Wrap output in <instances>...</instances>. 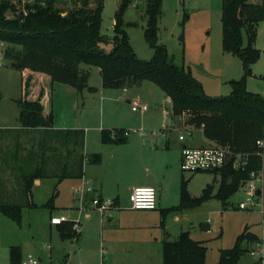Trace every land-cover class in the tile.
I'll return each mask as SVG.
<instances>
[{"label":"rangeland","instance_id":"1","mask_svg":"<svg viewBox=\"0 0 264 264\" xmlns=\"http://www.w3.org/2000/svg\"><path fill=\"white\" fill-rule=\"evenodd\" d=\"M9 1L15 4L17 9H20L24 3H32L33 0ZM62 1L67 3V7L70 5V0ZM248 1L260 3L262 0ZM119 2L120 0H103L100 34L108 41L103 46L106 50L112 46L109 41L113 36L114 12ZM145 4L146 0H131V4L126 8L122 17L129 43L136 56L141 60H149L153 55L152 48L143 37L146 25ZM220 16L221 0H162L161 14L158 19V43L165 47L168 60L177 66L189 69L192 76L201 83L204 93L210 97L228 95L231 91L229 81L239 79L243 73L240 59L231 53L224 52L221 48ZM6 17H11V13L8 12ZM256 30L254 46L260 50V56L251 66L252 75L246 80V89L264 96V18L258 23ZM0 43V126H16L18 124L16 100L21 97L23 79L20 71L11 68L10 61L4 57L7 44ZM80 66L88 73L87 84L93 87V90L89 91L85 88L82 91H77L68 85H58L53 94L51 107L53 110L52 125L55 128L80 126L79 129H84L86 138L88 134V139L83 137L82 140L81 135L70 134L71 132L61 134L59 135L60 139H55L50 134H45L41 129L22 134L20 136L21 148L27 149L29 141L37 144L42 142L41 144H48L47 148L52 154L43 157L38 148L35 151L36 156L28 153L30 157L28 155L26 157L20 155V159L15 157L14 164H21L20 171H17V168L14 170L9 167L8 169L4 168V172L0 173L1 198L3 195H9L11 188L14 192L13 196L4 198V200L10 202L25 200L20 180L21 169L23 171L30 169L31 162L33 164L35 161L40 164L43 161L44 168L52 174L58 175L63 172L58 165V156L63 151V144H66L64 141L70 140L68 143L77 144L74 147L76 152L85 150L88 153L100 146L104 150L108 149L109 146L99 142V130L102 125L116 124L114 126L120 128L129 126L131 131L126 136L127 143L119 144L120 146L114 145L112 152L118 156L119 161L125 160L126 164V167H123L122 180L118 189L122 195L117 208H115L117 211L113 212V214H117V219L109 236L116 244V255L112 264H161V242L166 238H175L183 231H189L192 239L203 243L207 249L205 264H213L218 260L219 251L232 247L236 236L244 227L254 234L260 232L258 206L250 210L237 209V204L244 197L243 188H239L227 200L224 208L216 199H209L192 208L166 212L163 225L160 223L162 220L161 210L156 209L150 212L126 210L129 204L128 198L123 196L127 191L126 188L133 180L144 175L143 159L137 155L143 145L156 146L161 145L166 139L170 141L171 150L157 153V156L152 157V161L155 163L157 174L165 177L161 194L165 200L171 202L173 185L180 186L182 175L184 179L190 180L189 173L182 172L177 167V147L174 145H178V134L182 133L187 138V144L192 146L200 145L203 139L197 129L183 125L182 119L179 121L172 116L173 122L170 102L168 103L164 99L157 103L156 97L149 99L152 92L145 89L144 86L141 88L138 85H130L122 89L103 88L95 67L83 64ZM144 83L158 93L164 94L151 82L145 81ZM132 97L139 98V102L143 100L150 102V104L140 102L148 106L144 118L141 116L142 112H132L130 106L125 102V98H131L132 101ZM163 109H166L168 113L166 118L163 117ZM130 119L133 121L130 122ZM171 121L175 127L167 136L161 135L158 127L162 124L168 126ZM99 124L101 127L97 128ZM167 129L169 128L167 127ZM18 131L5 130V132L15 133ZM2 132L4 131L0 130V134ZM186 132L190 135L187 136ZM208 144L212 143L208 142ZM5 148L7 147L5 146ZM10 153L9 150L5 151L8 164L11 160L8 159ZM113 164L116 165L117 162ZM262 167L264 170V155L262 156ZM49 171L47 172L49 173ZM205 174L211 178L213 176V173L198 172L194 178L187 182L189 194L190 192L195 194H190L191 196L200 194L205 182ZM13 177L14 180H12ZM218 180L219 176H215L217 183ZM33 183L32 201L37 206L22 208L20 225L0 214V264H8L10 246H18L21 254H24L23 256L31 251L32 242L35 244V241L44 240L53 246L52 241L48 239V233H46L49 229L50 207L47 209L43 206L52 192L58 193L54 199V205L58 208L52 211L53 215L67 218V207L70 204L71 193H73L72 189L70 190V179L50 176L38 179ZM154 188L157 195L159 188L157 186ZM262 193L264 200V176ZM51 230L53 237L57 236L55 228L52 227ZM101 239L105 240V236L98 237V244ZM74 256H70L68 264H107L106 255L101 258L98 250L87 259ZM51 262L52 264H63L62 254L56 249L51 250ZM238 264H249V259L243 255Z\"/></svg>","mask_w":264,"mask_h":264},{"label":"trees","instance_id":"2","mask_svg":"<svg viewBox=\"0 0 264 264\" xmlns=\"http://www.w3.org/2000/svg\"><path fill=\"white\" fill-rule=\"evenodd\" d=\"M66 4L62 0H33L17 9L11 1L0 0V42L7 44L4 57L10 61L11 68L20 72L29 71L22 78L21 97L16 100L18 125L24 129H41L55 139L69 132L81 135L82 140L84 137L82 130H52L51 100L48 104L41 101L42 87L38 88L35 98L29 97L34 73L47 76L50 90L54 83H60L77 91L85 88L92 91L93 88L87 84L88 73L81 68V64L98 70L103 88L122 89L145 81L151 82L168 97L171 116L178 117L185 113L184 125L197 129L203 139L227 147L232 153L223 167L207 172L219 176L218 183L214 180V185L206 186L198 196L189 194L188 179L182 175L179 203L161 209V225L166 212L192 208L209 199H216L224 208L227 200L246 181L248 173L262 168L264 96L248 91L246 80L252 75L251 66L260 56V50L254 44L257 25L264 18V0L260 3L221 0V48L240 59L243 73L239 79L229 81L231 91L228 95L218 97L206 95L190 70L170 62L165 47L158 43L162 0H146L145 4L143 37L153 50L149 60H141L136 56L123 27L122 17L131 0H120L114 12L113 36L109 41L112 46L109 50L103 47L108 41L100 34L103 0H70L68 7ZM8 12L11 13L9 18L6 17ZM125 131L124 128L101 129L100 142L104 145L124 144L127 142ZM69 141H64L66 144L63 146L66 155H78L79 170L76 177L81 178L83 164H99L101 155L76 152L74 147L77 144ZM257 141L263 144L259 146ZM41 143L28 153L35 155L39 148L43 157L52 154L47 148L48 144ZM235 153L246 156L243 169L233 168ZM44 165L41 161L28 170L21 169L20 180L25 200L10 202L0 197V214L20 225L22 208L36 207L31 191L35 179L50 176L62 178L72 174L66 168L58 175L52 174ZM56 197L57 192H52L43 206L53 208ZM73 225V222L65 221L57 226L60 239L75 237ZM254 238L255 235L244 227L232 247L219 251L218 260L213 264H238L246 243ZM206 250L201 241L190 237L189 231H183L175 238H166L161 242V264H205ZM22 258L18 246L9 247L8 264H21Z\"/></svg>","mask_w":264,"mask_h":264},{"label":"crops","instance_id":"3","mask_svg":"<svg viewBox=\"0 0 264 264\" xmlns=\"http://www.w3.org/2000/svg\"><path fill=\"white\" fill-rule=\"evenodd\" d=\"M28 72H29L28 70H23L22 72H20L21 77L23 78V77L27 76ZM98 75H99V73H98ZM99 78H100V76H99ZM31 80H32L31 81L32 82V88H31L32 92H31V95H29V97L35 98L37 96L36 92H37L38 88L42 87L43 93H42L41 101L44 104H48V101L51 100V107H52L53 94L57 90V86L58 85L64 86V84L54 83L51 87V90H50L48 87L47 76L43 75L41 73H34L33 76L31 77ZM100 82H101V80H100ZM65 86H67V85H65ZM138 86L141 88L144 86L145 89L150 90L152 92L151 93L152 97L150 96L149 99L150 98L153 99L154 97H156L157 103H159L160 101H162L164 99L168 103L170 102L168 97H166L164 94L158 93L157 91H155V89H152L149 85H145L144 82H142ZM60 90H62V89H60ZM21 93H22V87H21ZM132 98H133L132 101L139 99L137 97H132ZM130 101H131V98H125V102L129 106H130ZM140 102L146 103L147 101L143 100ZM147 103L150 104V102H147ZM130 109H131V107H130ZM147 110H148V108H147ZM132 112H139L140 113V111H132ZM52 113H53V110H52ZM145 114H146L145 111H143L141 113V116L144 118ZM163 117H164V115H163ZM166 117H164V118H166ZM171 119L173 121L172 116H171ZM132 121L133 120L130 119V122H132ZM172 121H171V123H169L168 126L162 124L160 127H158L161 135L167 136V134H170V132L172 131L171 129L173 127H175L174 123H172ZM114 125H116V124H109L108 126L102 125V127H101L99 124V125H97V128L101 127V129H113V128L118 127V126H114ZM167 127L169 129H167ZM79 128H81V127L80 126H72L70 128H55L52 125V130H82L84 133V129H79ZM118 128H120V127H118ZM124 129H126L128 131L131 130L129 128V126H126ZM0 130L4 131L0 134V173L4 172L3 171L4 168L8 169L9 167L11 169H14V170H15V168H17V171H20L21 164L20 163L14 164L15 157H17L18 159H20V155L26 157L28 155L29 149L37 146V143L29 141V144L27 145V147H28L27 149L21 148L20 147V143H21L20 136L22 134H26L27 132H32L33 129H24V128H21L17 124L16 126H11V125L5 126V127L0 126ZM5 130H14V131L19 130V131L15 133V132H5ZM34 130H36V129H34ZM100 130H99V142H100ZM89 131H90V127H89ZM153 133L154 132H152V135H154ZM150 135H151V132H150ZM83 136L85 137L86 140L88 139V134H87V138H86L85 134ZM186 140H187L186 137H185L184 141H178V139H177L178 145H174L175 147H177V167H178V169L180 168L179 164H178V162L180 163V148L183 145H188ZM169 142H170L169 139H166L161 145L154 146L150 143L151 145H147V146L143 145L142 146V149L137 153V155L143 159L142 166L144 167V175L141 178L133 180V182H131L129 184V186L126 188V190H127L126 193H124V195H123L124 197L128 198V194H129L130 190L135 186H139V185H145V186H151V187L157 186L159 188V190H158V193L156 195V208L153 210L167 209V208L174 207V206L178 205V203H179V185L178 184L173 185V187H172V201L170 202L168 200H165L163 198V194H161V188H163V181H164L165 177L157 174V170L155 168V163L152 161V157L157 156L156 155L157 153L169 152L171 150ZM208 142H209L208 140L203 139L202 143H200V145H198V146L206 145V144H208ZM102 145H104V144H102ZM114 145L120 146L119 144L107 145L109 147H108V149H105V150H104V148H102V146H100V148L97 149V147H96L95 148L96 150H94L92 152H88V153H100L101 162L99 164H85L84 163L82 166L81 178L76 177V173L79 170V159L77 157L78 155L76 153H73L71 155H66V150L64 148H62L63 151L58 156V163H59V166L62 168V170H63V168H66V169H69V171H71V173H72V174H70V176H66L70 179V184H71L70 190L76 184L78 185V184H80V182L82 180H85L90 185L93 186V192L87 193L84 196L83 206L80 205L78 195L74 192L71 193L70 204L67 207V213L68 214H67V218L66 217L65 218L67 219L68 222H73L74 225L76 226L74 228L76 235L72 239H70V240L60 239V236L57 232V226L58 225H52L48 221L49 229H48V232H46V233H48V239H49V241L50 240L52 241L53 246H51V243L50 244H49V242L46 243L44 240L35 241V244L32 242L31 251L29 252V254L34 255L38 259L37 264H52V262H51V250H54V249H56L57 251H59L62 254L63 264H68V261H69L71 255L78 256L82 259H87V258L91 257L94 253H96L97 250H98V253L101 254V258H103V255H106L107 264H112L113 258L116 255V249H115L116 244L114 242H112V237L110 239L109 236L111 235L112 230L115 227V220L117 219L116 218L117 214L116 213L113 214V212L117 211L115 208H117V205L119 203V199L122 195V193L120 191H118V189H119V184L121 183V180H122L121 176L123 174V167H126L125 160L119 161V159H117L118 156L115 153H112ZM5 146L7 148H5ZM189 146H192V145H189ZM6 150H9L11 152L10 153L11 155L8 156V159H11L10 164H8L6 162V157H5V151ZM83 153L85 154L87 152L85 150H83ZM178 156H179V158H178ZM28 157H30V155H28ZM28 162H29V160H28ZM114 162H117V164L114 165L113 164ZM31 164H32V162H31ZM31 164L29 166L30 168L32 166L36 165L37 163L34 161V163L32 165ZM114 166H117V168H114ZM196 173H198V172L189 173V179L191 180L192 178H194L195 177L194 175ZM199 173H207V172H199ZM209 174H211V173H209ZM205 176H206V178L204 179L205 182H204L201 190L204 189L208 185H214L215 175H213L212 178L206 174H205ZM14 179L15 178L13 177L12 180H14ZM38 179H41V178L35 179L34 182ZM190 180H188V182ZM32 188H33V186H32ZM201 190H200V193H201ZM9 191H10V194L9 195H3V198H10L13 196L14 192H12L11 188ZM72 191H73V189H72ZM261 191H262V188H261ZM190 194L195 195L191 192H190ZM96 196L110 197V198L114 199V201H115L114 206L111 207V209H109V211L103 216V218H100L99 214L95 211V209L92 207V205L90 203L91 198L96 197ZM33 208H35V207H33ZM57 208L58 207H56L53 203V208L49 209L48 220L50 219V217H56L55 215H53L52 211H54ZM126 210H128V211H146V212L153 211V210H133V209H130L129 204L126 207ZM105 218H106V220H104ZM52 227L55 228V231L57 233V236H55V237H53V233L51 230ZM103 235L105 236V240L101 239V242L98 244L97 243L98 237L99 236L102 237ZM23 255L24 254H21L22 257L26 256V255L25 256H23ZM102 262H103V260H102Z\"/></svg>","mask_w":264,"mask_h":264},{"label":"built area","instance_id":"4","mask_svg":"<svg viewBox=\"0 0 264 264\" xmlns=\"http://www.w3.org/2000/svg\"><path fill=\"white\" fill-rule=\"evenodd\" d=\"M132 111H146L148 106L141 104L138 100L130 102ZM164 117L168 115L166 109L162 110ZM186 114L182 113L177 120H185ZM185 126H188L185 124ZM190 126H188L189 128ZM131 131V130H129ZM128 130L124 132V135H128ZM187 136L190 135L187 133ZM179 141H184L185 136L180 133L177 136ZM260 146L263 143L257 141ZM232 153L227 147L219 146L216 144H207L203 146H189L183 145L180 148V163L179 167L182 172L194 173V172H211L223 167ZM232 166L234 169H243L246 165V156L240 153L233 154ZM263 167L258 171H250L246 181L240 188L244 189V197L237 204V209L250 210L258 206V213L260 215V232L254 234L255 238L248 241L245 245L244 254L249 259V264H264V200L261 188L263 186ZM73 192L78 195L80 205L83 206L84 196L87 193L93 192V186L87 181L82 180L78 186L72 188ZM260 189V193L257 190ZM260 199V201H259ZM128 202L130 209L133 210H153L156 208V190L154 187L139 185L133 187L128 194ZM92 207L99 214L100 218L114 206V199L110 197H93L90 200ZM67 221L63 216L50 217L49 222L52 225H59L62 222ZM76 226L73 225V228ZM38 259L31 254H27L22 258L21 264H37Z\"/></svg>","mask_w":264,"mask_h":264},{"label":"water","instance_id":"5","mask_svg":"<svg viewBox=\"0 0 264 264\" xmlns=\"http://www.w3.org/2000/svg\"><path fill=\"white\" fill-rule=\"evenodd\" d=\"M66 15H67V14H65V16H66ZM257 192L260 193V189H258Z\"/></svg>","mask_w":264,"mask_h":264}]
</instances>
